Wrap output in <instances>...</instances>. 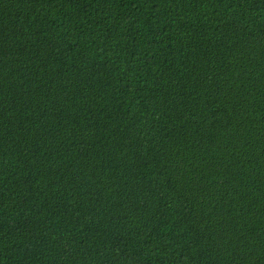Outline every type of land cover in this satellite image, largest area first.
Returning a JSON list of instances; mask_svg holds the SVG:
<instances>
[{"label": "trees", "instance_id": "1", "mask_svg": "<svg viewBox=\"0 0 264 264\" xmlns=\"http://www.w3.org/2000/svg\"><path fill=\"white\" fill-rule=\"evenodd\" d=\"M0 264H264V0H0Z\"/></svg>", "mask_w": 264, "mask_h": 264}]
</instances>
